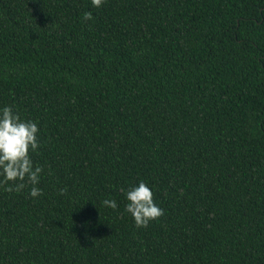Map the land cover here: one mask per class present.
Returning a JSON list of instances; mask_svg holds the SVG:
<instances>
[{"label": "trees", "instance_id": "trees-1", "mask_svg": "<svg viewBox=\"0 0 264 264\" xmlns=\"http://www.w3.org/2000/svg\"><path fill=\"white\" fill-rule=\"evenodd\" d=\"M5 104L43 191L0 185V264H264V0H0Z\"/></svg>", "mask_w": 264, "mask_h": 264}, {"label": "clouds", "instance_id": "clouds-1", "mask_svg": "<svg viewBox=\"0 0 264 264\" xmlns=\"http://www.w3.org/2000/svg\"><path fill=\"white\" fill-rule=\"evenodd\" d=\"M103 0H91L95 8H99ZM92 13L85 11L83 20H91ZM38 123L31 119H22L12 105L5 104L0 107V185L8 192H20L28 187L31 197H38L42 189L38 187L40 174L43 171L39 165L34 166L30 152L39 147ZM13 182V183H8ZM66 189L60 188V193ZM127 201L124 210L131 214L137 226H146L163 214V209L153 200V190L143 180L130 186L124 192ZM102 204L108 208L116 209L115 199H104ZM90 222L85 220L81 227L87 229ZM85 235L87 232L85 231Z\"/></svg>", "mask_w": 264, "mask_h": 264}]
</instances>
